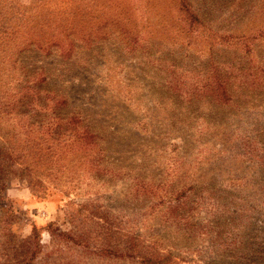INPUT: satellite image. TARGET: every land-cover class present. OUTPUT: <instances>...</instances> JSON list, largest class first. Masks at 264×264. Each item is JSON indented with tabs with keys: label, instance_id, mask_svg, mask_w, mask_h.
<instances>
[{
	"label": "rangeland",
	"instance_id": "rangeland-1",
	"mask_svg": "<svg viewBox=\"0 0 264 264\" xmlns=\"http://www.w3.org/2000/svg\"><path fill=\"white\" fill-rule=\"evenodd\" d=\"M0 1V264H264V0Z\"/></svg>",
	"mask_w": 264,
	"mask_h": 264
},
{
	"label": "trees",
	"instance_id": "trees-1",
	"mask_svg": "<svg viewBox=\"0 0 264 264\" xmlns=\"http://www.w3.org/2000/svg\"><path fill=\"white\" fill-rule=\"evenodd\" d=\"M4 5L5 4H3L2 1H0V16L3 18V21L5 22L6 20H10V19L6 16V14L3 15L4 12L2 11L1 7H3ZM4 7L5 8H12L13 11L18 16L22 14L21 9L19 7L14 6L13 3H10V4H8V6H4ZM4 22H3V25H4ZM17 26H21V23H17ZM6 41L7 40H4V42H6ZM2 95L3 94L0 91V191L3 190V188L5 187V185L8 181V178H10V176L15 174V172H13V171H15V170L23 171L24 170L23 168L21 169L20 167H16V165H14V163H12V162L11 163L6 162V161H8V159H10V155L12 154V151H10L11 146L9 144L8 132L6 130L5 122L2 119V113H4L5 108L8 107V104H10L11 101H9V102L7 101L6 103H4V101H2V97H3ZM111 120H113V118H111ZM114 121H116V120H114ZM108 128L113 130L112 131L113 133L119 132V130L116 128L115 125L111 124L108 126ZM87 135H88V138L90 139L89 144L91 143L90 144L91 147H94L96 144L101 143L100 141L102 140V137L100 135L94 134V132L90 133L89 131H88ZM84 137L86 140V135ZM96 138L99 139V142L96 141ZM103 142L106 144V148H101V149L106 152L109 150V147H111L112 144H111L110 139L105 140ZM46 149L51 150V146H50V148L47 147ZM104 151H102V152H104ZM120 151H124L127 154L132 153V152H130L131 150H129V149H122V150H119L118 152H120ZM129 158H132V156L129 155ZM119 168H122V166H119ZM3 173H5V174H3ZM6 175H9V176H7V178H6ZM135 175L136 176L134 178L138 179L139 174H135ZM135 186H136V191L139 192V190H140L143 193H144V191H146L147 193L148 192L152 193L153 188H154V185H151V182L144 181L143 179L141 180L140 184H139V182L138 183L136 182Z\"/></svg>",
	"mask_w": 264,
	"mask_h": 264
}]
</instances>
